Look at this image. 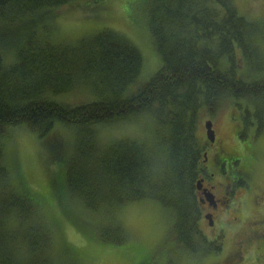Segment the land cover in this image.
I'll return each mask as SVG.
<instances>
[{
	"label": "trees",
	"instance_id": "16d2710c",
	"mask_svg": "<svg viewBox=\"0 0 264 264\" xmlns=\"http://www.w3.org/2000/svg\"><path fill=\"white\" fill-rule=\"evenodd\" d=\"M102 1L0 0V264H58L51 252L56 220L47 217L54 216V206L35 184V172L26 171L14 152L5 154L13 138L6 137L9 128L21 125L40 138L39 167L65 218L78 209L75 201L99 210L152 199L172 212L166 239L171 246L220 250V242L213 244L199 224L195 186L206 145L196 134L198 114L204 109L212 116L224 99L239 106L243 101L238 134L254 122L256 133L263 131L264 20L247 18L233 0H138L134 6L143 4V10L136 15L147 18L160 58L152 74L146 73L142 50L122 32L104 28L68 47L39 28L53 7L92 11ZM11 23L19 25L5 27ZM4 50L11 51V59L4 58ZM82 85L93 87L94 97L79 104L59 98ZM137 117L146 120L148 141L107 126ZM59 122L78 127L72 140L58 132ZM99 126L108 141L98 135ZM152 144L162 150L158 163L151 158L157 151H150ZM234 151L220 146L214 155L228 162ZM238 220L246 226L264 217L248 220L247 214ZM248 236L257 243L263 238L264 250V228ZM62 242L61 264H80L85 250Z\"/></svg>",
	"mask_w": 264,
	"mask_h": 264
},
{
	"label": "rangeland",
	"instance_id": "374dc122",
	"mask_svg": "<svg viewBox=\"0 0 264 264\" xmlns=\"http://www.w3.org/2000/svg\"><path fill=\"white\" fill-rule=\"evenodd\" d=\"M137 1L133 0L128 5L125 0H103L100 6L92 11L68 4L60 5L49 10L46 25L39 28L46 35L48 33L47 36L54 42L70 44L66 45L68 47L78 43L80 39L83 41L91 39L104 28L122 32L133 39L142 50L146 73L152 74L158 68L160 58L152 45L147 18L136 15L137 9L139 12L143 10V4L134 6ZM233 1L247 18L264 20V0ZM131 16L137 20H132ZM3 55L5 59H11L13 54L10 50H4ZM84 87L85 85H82L80 88L61 94L59 98L70 104H79L94 97ZM241 102L239 106L229 99H224L212 116L201 109L197 120L196 134L202 145H208L204 123L210 118L218 140L213 148H218L220 144L233 148L240 156L234 167L247 165L246 169L250 172L253 182L252 188L249 187L250 190H247L249 193L244 196L243 211L224 215V234L221 237L216 236L217 239L214 242L211 241L213 244L220 242L218 252L184 250L176 245L171 246L170 241L166 239L169 237L168 229L173 220L172 212L152 199L127 201L110 208L103 206V209L99 210L75 201L74 204L78 206V209L70 211L71 218H65V212L60 210L55 196L52 197L48 188L51 186L50 179L41 173L39 167L43 165L41 147L39 148L40 138L25 125L16 126L14 129L9 128L10 133L6 137L13 138L9 140L5 154L14 152L19 156L26 171L35 172L37 175L35 184L49 198L50 205L54 206L53 211L49 206L46 208L54 212V216L47 217L56 220V224L53 225L55 244L54 250H51L56 263H62V259L57 255L61 253L60 248L66 246L62 242L64 238L67 243L68 241L71 243V246L85 250L84 254H81L82 257H78L80 264H139L145 257H147L145 264H264V250L261 244L263 238H260L261 242L257 243L253 238H249L248 232L236 233L235 230V222L242 223L238 219L247 214L248 220L264 217V198L257 199V196H251L252 189L255 191V187L264 188V129L257 134L256 122H254L246 130L243 129L241 135L238 134L237 128L241 127L246 112L245 102ZM251 113L253 114V107H251ZM137 118L113 122L107 126L114 131L116 126L122 128L123 132H126L125 137L136 136V139L148 141L151 131L145 124L146 120ZM56 127L58 132L68 140H72L78 132L77 126L63 122H59ZM129 132L136 134L130 136ZM97 133L103 141H108L107 138H110L102 126L97 128ZM149 147L152 152L157 150L151 158L154 162L156 161L155 163L160 162L162 150L158 144L156 146L152 144ZM240 189L244 190V188ZM234 215L237 218H234ZM94 221L96 223H90ZM199 224L208 238L214 237L213 229L208 228L205 218H200ZM262 225L264 226V222ZM216 231H218L217 228ZM119 236L122 240L117 242L116 237ZM255 252L259 253L257 259L253 256Z\"/></svg>",
	"mask_w": 264,
	"mask_h": 264
},
{
	"label": "flooded vegetation",
	"instance_id": "af4514ba",
	"mask_svg": "<svg viewBox=\"0 0 264 264\" xmlns=\"http://www.w3.org/2000/svg\"><path fill=\"white\" fill-rule=\"evenodd\" d=\"M217 141L216 136L214 141H210L209 139L207 141L208 145H206L203 152L204 159L198 169V179L201 180V188L195 186V196L199 201L201 219L205 218L207 220L208 228L213 229L212 235L214 237H207L210 241H215V239H217L216 236H223L225 228L223 226V217L226 213L243 211L244 196H247L249 193L247 190H250L249 187L252 188L253 183L250 172L246 169V166L243 167L240 165V167H234V164L238 161L236 151L231 154V158L233 159L228 162L223 161L224 157L222 158L221 154L220 156L218 154L216 156L214 155L220 149V146H222L220 144L218 148H213V145L216 144ZM224 166L225 169H223ZM227 171L233 172L229 175ZM239 181H242L241 186L238 185ZM240 188H244V190ZM252 191L251 196H257V199L264 198V188L255 187V191L253 189ZM207 193H209V195H207ZM210 193L213 196V200L211 201L206 197L210 196ZM220 205L222 206L220 207ZM207 216H210V218H207ZM234 218L237 217L234 215ZM263 222L264 220L258 223L253 222V224L250 225L248 223L246 226H244V223L237 224L235 222L236 233L245 231L257 232L259 229L264 228L262 225ZM248 225L250 228H247ZM216 228L218 231H216Z\"/></svg>",
	"mask_w": 264,
	"mask_h": 264
},
{
	"label": "water",
	"instance_id": "95a60500",
	"mask_svg": "<svg viewBox=\"0 0 264 264\" xmlns=\"http://www.w3.org/2000/svg\"><path fill=\"white\" fill-rule=\"evenodd\" d=\"M212 124L213 123H212L211 119H207L205 121L206 135H207V137H208V139L210 141H214L215 140V131H214L213 127H212ZM196 185H197L198 188H201V180L200 179L197 180ZM207 195H209V193H207ZM207 198L210 201L213 200V196L211 195V193H210V196H207ZM207 218H210V216H207Z\"/></svg>",
	"mask_w": 264,
	"mask_h": 264
},
{
	"label": "bare ground",
	"instance_id": "6f19581e",
	"mask_svg": "<svg viewBox=\"0 0 264 264\" xmlns=\"http://www.w3.org/2000/svg\"><path fill=\"white\" fill-rule=\"evenodd\" d=\"M17 25H19V23H11V24H8V25H6L5 27H8V29H13L14 30V28L15 27H17ZM83 83H86V84H89V82L88 81H85V82H83ZM92 85V84H91ZM85 89L88 91V92H91V93H93V87H90V86H87V85H85Z\"/></svg>",
	"mask_w": 264,
	"mask_h": 264
}]
</instances>
